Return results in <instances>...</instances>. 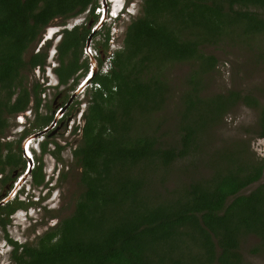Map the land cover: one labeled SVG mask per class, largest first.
Wrapping results in <instances>:
<instances>
[{"label":"trees","instance_id":"obj_1","mask_svg":"<svg viewBox=\"0 0 264 264\" xmlns=\"http://www.w3.org/2000/svg\"><path fill=\"white\" fill-rule=\"evenodd\" d=\"M97 2L0 0V136L9 118L30 108L34 128L50 123L51 116L39 114V85L29 86L26 75L44 68L50 43L27 60L24 55L37 47L53 21L91 18ZM89 36V29L79 26L60 32L54 69L59 85L87 71V61L80 59ZM257 36H264V0H141L120 48L107 57L108 71L92 80L99 88L88 95L81 144L71 152L83 187L73 212L35 245L9 239L13 264H244L240 245L250 235L259 241L254 252L264 253V183L242 193L261 180L264 163L246 155L244 144L214 152L209 143L237 104L258 112L254 135L264 140V105L251 93H202L203 78L217 66L204 48ZM109 40L107 30L96 50H107ZM258 58L264 62V49ZM174 63L193 66L179 102L176 132L161 142L156 134H137L135 127L141 117L168 104L170 89L160 69ZM19 153L12 144L0 143L1 173L7 167L23 169ZM184 161L181 168L187 171L178 166ZM200 163L210 173L206 177L192 174ZM174 170L189 176L188 182L171 193L163 189L165 195L153 189L154 181L161 188ZM30 177L34 186L41 185V167ZM20 205L0 206L3 230Z\"/></svg>","mask_w":264,"mask_h":264},{"label":"rangeland","instance_id":"obj_2","mask_svg":"<svg viewBox=\"0 0 264 264\" xmlns=\"http://www.w3.org/2000/svg\"><path fill=\"white\" fill-rule=\"evenodd\" d=\"M102 4V0H98V8L96 7L94 12L96 20H94V18H86L85 15H81L77 18L68 20L65 24L62 20L56 19L46 27L47 30L41 36V40L39 41L37 48L35 49V47H33L29 49V51L24 55L27 60L32 52L36 53L38 49L41 50L47 43H50V46L47 49L45 67L43 69H36L32 73H26L28 77L27 84L31 86L33 83H36L39 85V90H42L40 99L44 97V100H42V107L40 108L42 112L39 113L42 117L51 116L52 120L57 118L59 122L62 114L60 115L58 109L62 101H65V104L67 103V107L63 119H66L67 115L69 116L71 109L74 111L77 107H79L80 111L77 115L78 117H75L76 122L74 124V128L82 126L83 120L81 114L84 110L86 111L89 100L88 95L91 91H93L91 88L93 85L88 83L87 85L81 86L80 84L86 76L90 75L91 61L89 56H91L93 61L96 62V67L97 61L99 59H103L102 69L104 68V71L108 70L109 64L107 57L110 53L120 48L123 34L129 23V17L124 15L123 17H120L119 20L110 21L107 18L105 22H100L103 15ZM140 4L141 0H126V5L131 9L130 11L133 13L134 17L139 11ZM75 25H79L81 30L83 28H89L91 33L88 38L89 54L83 51L80 59V62H86L89 60L88 70L83 71V73L78 75L77 82L74 88H72L69 87L71 84L70 81H68L65 85H59L53 69L59 66L57 62L56 46L60 41V32L63 28L71 29ZM93 30H95V32H93ZM107 30H109L110 38L108 41V49L96 50L98 44L103 43L104 35ZM263 49L264 36H257L251 40H244L243 42H239L237 39L233 41L225 40L217 46L205 47L204 52L216 58L217 66L214 71L203 78L204 87L202 93L206 96L224 94L228 91L251 93L262 105H264V62H261L258 58L259 53ZM50 62L51 64H49ZM192 66L193 64L190 63H174L169 64L166 67H161V76H163L170 89L168 104L164 106L163 110L160 112L141 117L138 125L135 127L137 134L143 132L156 134L160 138L161 142L169 141L171 139L176 132L175 125L178 120L177 112L179 102L186 88V79L192 70ZM102 69L100 71H102ZM52 84H55V86L52 87ZM30 110L31 108L23 114L31 115L29 119L31 122L33 115L29 114ZM18 116L9 118V127L5 133L0 136V143L12 144V148L16 154L19 153V141H21L19 132L24 130V127L18 124ZM68 119L70 122H68L65 129H62L63 125H60V123L53 127L55 132L47 138L49 142L45 146L44 154L42 151L38 154L35 149L36 147L41 148L42 142L39 143V145L36 143H38L37 140L42 139V136L37 138H34V134L27 136H33L30 151L33 149V153L36 154H33L36 165L34 170L41 167V171H43L42 173H49L51 172L49 170L53 168V163H57V170L54 171V178L52 180L53 183L52 181L50 182L55 185L53 187L51 200L49 199V195L48 197L46 196L47 193L44 197L42 196L44 189L48 187V184H45L47 175L43 174L44 182L41 185L34 186L29 174L26 179L21 182V184H18V192L14 199L12 197V191L16 187L19 175H24L28 167L23 170L19 169L20 167L16 169L7 167L4 172H0V203L9 197L8 203H21L20 208L30 210L29 213L25 215L24 220L23 214L20 213L17 208L14 215L9 217V224L6 226L5 230L0 227V264H13L10 259L13 247L8 242L9 239L12 242H17L18 244L28 243L35 245L37 239L46 230H49L50 227L58 223L59 220L72 214L74 205L83 191V187L80 183L81 170L75 163L71 153L72 150L76 149L81 144V141L77 144L79 131L71 133L70 135H68V132L64 131L69 128L70 123H72V118ZM257 119V111L249 109L242 104H237L228 112V114H226L220 125L214 129V132L209 140L213 151L217 152L223 148L244 144L245 148L248 150V154L246 153V155H249L252 160L257 162H261L262 160L264 163V140L257 139L254 135ZM39 129L40 128H37V130L33 131V133L36 134ZM58 146L61 147V150L59 151L57 150ZM48 151L57 152L59 159L57 160L54 154L48 155ZM19 154L20 159L26 164L23 154ZM37 162H40V164L37 165ZM186 163L187 161L180 163L178 165L179 168L183 170L181 166ZM206 168L205 164L200 163L197 170H194L192 174L194 175L198 173L200 176L206 177L210 174ZM187 169L183 171H187ZM175 171L176 170L166 177L167 181L161 188L158 183L154 181L153 189L157 191L160 190L162 194H164L163 189H166L167 192L171 193L172 191L181 188L184 183L188 182L189 176L181 175ZM189 171H193V169L189 168ZM58 173H60L59 176ZM5 177H8L9 179L4 182L3 180ZM263 183L264 171L261 180L250 185L248 188L243 190L242 193L247 194ZM36 198H38V200L40 198H44L40 201L49 202L46 203V207H42V204L36 202L38 201ZM28 201L30 202L27 204ZM3 205L4 204L1 206ZM258 245L259 241L255 236L250 235L242 239L240 245V255L243 258L244 264H264V253L254 252Z\"/></svg>","mask_w":264,"mask_h":264},{"label":"flooded vegetation","instance_id":"obj_3","mask_svg":"<svg viewBox=\"0 0 264 264\" xmlns=\"http://www.w3.org/2000/svg\"><path fill=\"white\" fill-rule=\"evenodd\" d=\"M116 1L117 0H107V10H106V14L109 16V20L110 21H113L114 20V15H113V13H112V10L114 9V7H115V4H116ZM119 9L122 11H118L117 10V12H120V13H122L124 16H128V17H133V14H132V12L130 11L131 9L130 8H128L127 7V5H126V0H122L121 2H120V4H119ZM94 12H95V10H94ZM86 16V18H87V16L88 15H85ZM88 18H90V17H88ZM91 18H94V20H96V16H94V13H93V17H91ZM89 29V28H88ZM47 29L45 28L44 29V31H43V33H42V35L45 33V31H46ZM96 30V29H95ZM95 30H93V32H95ZM90 31V30H89ZM62 32V31H61ZM91 33V32H90ZM41 35V36H42ZM61 38V37H60ZM89 38V37H88ZM88 40V39H87ZM37 48V47H36ZM35 48V49H36ZM85 49V48H84ZM84 49H83V51H84ZM39 50V49H38ZM88 62L87 63H89V60H87ZM49 64H51V62L49 63ZM97 66H98V61H97ZM45 67V66H44ZM56 68V67H55ZM36 69H40V68H36ZM35 69V70H36ZM88 70V69H87ZM53 71H54V69H53ZM83 71H85V70H80L75 76H76V78L78 79V75H80L81 73H83ZM33 72V71H32ZM77 79L76 80H74L73 78L72 79H70L69 81H70V86L69 87H72V88H74V86H75V84H76V82H77ZM85 79V78H84ZM84 81V80H83ZM83 81H82V83H83ZM58 82V81H57ZM82 83H80L81 85H82ZM55 86V84H52V87H54ZM56 86H57V84H56ZM40 87H42V86H40ZM79 87V86H78ZM43 88V87H42ZM44 89V88H43ZM41 91L42 90H40V97H41ZM44 96V95H43ZM42 100H44V97L43 98H41V105H40V108L42 107ZM66 107H67V103L65 104V101L63 102L62 101V103H61V105H60V107H59V109H58V112H60V115L62 114V117L59 119V122H58V120H57V118H55L56 119V121H55V123L53 124V122H54V120L55 119H53L52 120V117H51V121H50V123L46 126V127H44V128H42V129H39L38 130V132H40V131H43V130H45V129H48V131L45 133V134H43L42 135V139H40V140H37L38 141V143H36L37 145H39V143H41L42 142V144L43 143H48L49 141L47 140V138L49 137V136H51L52 134H54V129H53V127L54 126H57L58 125V123H60V125H63V128L62 129H65L66 127H67V124H68V122H70V121H68L69 119L68 118H72L71 120H72V123H70V127L69 128H67L66 130H64V131H66V132H68V135H70L71 133H76L77 131H79L78 133H79V138H77V140H78V142H77V144H79L80 143V141H81V128H82V126H83V124H82V126L81 127H75L74 128V124H75V122H76V120H75V117H78L77 115H78V113H79V111H80V108L79 107H77L74 111L71 109L70 110V112H69V116L67 115V118L66 119H63L64 118V115H65V113H66ZM40 112H42V110L41 109H39V113ZM77 113V114H76ZM84 113H85V110L82 112V114H81V117H83V115H84ZM29 114H32L33 115V119H32V123L29 121V119H30V116L31 115H28V114H23V115H20V116H18V119H19V121H18V124H20V125H22L23 127H24V130H22L21 132H19L20 134H19V136H21V141H19V146H20V148H21V142L25 139V138H28L27 136H30V135H33V134H35V133H33V131H36L37 130V128H34L35 126L33 125L34 124V118H35V115H34V113H33V111H32V109L30 110V112H29ZM64 121V122H63ZM30 123H31V125H30ZM31 126H32V128H31ZM34 126V127H33ZM28 127V128H27ZM31 128V129H30ZM38 132H36V133H38ZM32 137V136H31ZM45 137V138H44ZM30 138V137H29ZM76 140V141H77ZM45 141V142H44ZM32 140L29 142V144H28V146L26 147V152H27V156L30 158V160L33 162V166H32V168H31V171H34V168H35V162H34V155H36L35 153H33V149H31V151H30V145L32 144ZM50 143H52V142H50ZM42 144H41V148H38V147H36L35 149H36V152L38 153V154H40L41 153V151H42ZM61 149V147L60 146H58V148H57V150L58 149ZM40 149V150H39ZM42 153L44 154L45 152H43L42 151ZM48 155H53V154H55V155H57V152L55 153V152H51V151H48ZM21 154H23V150L21 149ZM34 154V155H33ZM24 156V155H23ZM73 157V156H72ZM24 159H25V161H26V164L24 165V167H23V169H26L27 167H28V161H27V159L24 157ZM57 160H58V158H57ZM38 164H40V162H37V165ZM22 169V168H21ZM22 169V170H23ZM57 170V163L56 162H54L53 163V168H51L49 171H51V172H49V173H47V172H45V173H42V174H44V175H47V180H46V182H45V184L47 185L48 184V187L47 188H45L44 189V193H43V197L46 195V193H47V197H48V195H49V199L51 200L52 199V193H53V187L55 186L54 184H52L53 183V178H54V171H56ZM43 172V171H42ZM59 174L60 173H58V176H59ZM43 175V176H44ZM21 176H22V174H20L19 175V179H18V181L20 180V178H21ZM58 176H57V179H58ZM15 180V179H14ZM16 181V180H15ZM18 181L16 182V185L18 184ZM52 181V183H50ZM57 181V180H56ZM44 182V181H43ZM45 184H43V185H45ZM56 184V183H55ZM34 190V189H33ZM17 192H18V190H17ZM17 192H16V194H15V196L17 195ZM28 195V194H27ZM27 195H25V196H27ZM15 196L13 197L14 199H15ZM46 197V198H47ZM55 197V196H54ZM53 197V198H54ZM5 198V197H4ZM3 198V199H4ZM25 199V198H24ZM37 200H38V198H36ZM41 199H44V198H40L38 201H36L37 203H40V204H42L41 206L42 207H46V203L47 202H49V201H40ZM48 199V198H47ZM1 200V199H0ZM30 200V199H29ZM12 201H14V200H12ZM24 201V200H23ZM9 202V201H8ZM8 202H6L5 204H7ZM30 201H28L27 202V204L29 203ZM4 204V205H5ZM3 205V206H4ZM1 206V205H0ZM18 209H22V208H18ZM24 210V209H23ZM26 211H30V210H24L23 211V217H25V215H26Z\"/></svg>","mask_w":264,"mask_h":264},{"label":"water","instance_id":"obj_4","mask_svg":"<svg viewBox=\"0 0 264 264\" xmlns=\"http://www.w3.org/2000/svg\"><path fill=\"white\" fill-rule=\"evenodd\" d=\"M102 2H103V4H102L103 15H102V19H101L100 22H105L106 19L108 18V17H107V14H106V10H107V0H102ZM88 42H89V41L87 40L86 45H85V49H84V51H85L87 54H89V44H88ZM89 58H90V61H91L90 75H89V76L83 81V83H82L81 86L87 85V84H86L87 82L90 83V81L94 78L95 74H97V72H98V67H96V62L93 61V59L91 58V56H89ZM81 88H83V87H81ZM55 121H56V119L54 120L53 124L55 123ZM47 131H48V129H45V130H43V131H40V132L34 134L33 136H34V138H37V137L42 136L43 134H45ZM33 136H32V137H33ZM32 137H30V138H29V137H28V138H25V139L21 142V149L23 150V155H24V157L28 160V164H29V165H28V168H27V170L25 171L24 175H22L21 178H20V180L18 181V184H21V182H23V181L26 179V177L31 173V168H32V166H33V162H32V161L30 160V158L27 156L26 147L28 146L29 142H30L31 140H33ZM18 184L16 185V187H15V188L13 189V191H12V197H14L15 194H16V192H17V188H18L17 186H18ZM8 198H9V197H7L6 199H4V201L1 202L0 205L5 204L6 201L8 202Z\"/></svg>","mask_w":264,"mask_h":264},{"label":"clouds","instance_id":"obj_5","mask_svg":"<svg viewBox=\"0 0 264 264\" xmlns=\"http://www.w3.org/2000/svg\"><path fill=\"white\" fill-rule=\"evenodd\" d=\"M121 1H122V0H117V1H116V4H115V7H114V9L112 10V13H113V15H114V20H119L120 17H123V14H122V13L117 12V10H118V11H121V10L119 9V4H120ZM107 6H108V5H107ZM97 8H98V7H97ZM107 8H108V7H107ZM95 9H96V8H95ZM121 12H122V11H121ZM132 14H133V13H132ZM83 16H84V15H83ZM107 17H108V19H109V16H108V15H107ZM133 17H134V16H133ZM130 19H131V17H129V20H130ZM75 26H79V25H75ZM73 27H74V26H73ZM73 27H72V28H73ZM72 28H71V29H72ZM63 29H66V28H63ZM63 29H62V30H63ZM71 29H66V30L69 31V30H71ZM107 59H108V58H107ZM102 60H103V59H102ZM107 61H108V60H107ZM108 64H109V62H108ZM97 67H98V72H97V73L100 72V73H103V74H104V73H106V72L108 71V70H105V71H104V68L102 69V66L99 68V65H98ZM101 69H102V71H100ZM95 75H96V74H95ZM87 77H88V76H86L85 79H86ZM85 79H84V80H85ZM93 79H94V78H93ZM93 79H92V80H93ZM92 80H91L90 83H89L90 85H93V87H91V88H92L93 90L98 89L99 86H98V88H94V86L97 85V84H93V83H92ZM19 211H20V213H23L24 210H23V209H19ZM14 213H15V212H14ZM14 213H13L11 216H13ZM27 213H29V211H26V214H27ZM17 214H18V213H17ZM15 217H16V216H15ZM23 219L25 220L24 217H23ZM15 243L18 244L17 242H15ZM10 244H11V243H10ZM22 244H24V243H22ZM18 245H21V244H18ZM12 247H13V246H12Z\"/></svg>","mask_w":264,"mask_h":264},{"label":"built area","instance_id":"obj_6","mask_svg":"<svg viewBox=\"0 0 264 264\" xmlns=\"http://www.w3.org/2000/svg\"><path fill=\"white\" fill-rule=\"evenodd\" d=\"M94 88H98V85H95ZM27 150V149H26ZM28 161V160H27Z\"/></svg>","mask_w":264,"mask_h":264},{"label":"bare ground","instance_id":"obj_7","mask_svg":"<svg viewBox=\"0 0 264 264\" xmlns=\"http://www.w3.org/2000/svg\"><path fill=\"white\" fill-rule=\"evenodd\" d=\"M89 82H87L86 84H88Z\"/></svg>","mask_w":264,"mask_h":264}]
</instances>
